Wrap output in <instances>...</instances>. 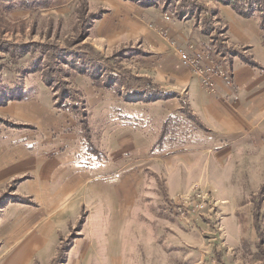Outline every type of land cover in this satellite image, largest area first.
Returning <instances> with one entry per match:
<instances>
[{
	"label": "rangeland",
	"instance_id": "374dc122",
	"mask_svg": "<svg viewBox=\"0 0 264 264\" xmlns=\"http://www.w3.org/2000/svg\"><path fill=\"white\" fill-rule=\"evenodd\" d=\"M183 1L202 9L0 0V264H264V137L221 147L187 91L195 78L210 92L217 78L232 81L234 61L204 30L210 19L264 69L231 34V15L252 21L264 48L262 17ZM107 81H151L168 98ZM69 170L87 178L59 209Z\"/></svg>",
	"mask_w": 264,
	"mask_h": 264
},
{
	"label": "crops",
	"instance_id": "0c3cea01",
	"mask_svg": "<svg viewBox=\"0 0 264 264\" xmlns=\"http://www.w3.org/2000/svg\"><path fill=\"white\" fill-rule=\"evenodd\" d=\"M231 18H233L231 34L234 39L252 44L264 66V48L260 44L262 33L257 24L247 21L243 25L233 15ZM233 65L230 83L217 78L215 90L210 92L201 85L199 79L195 78L187 81V91L192 102L198 105L199 113L212 125L211 133L216 144L221 140V147L225 143L229 146L228 149L238 151L253 148L256 139L264 137V69L253 67L238 58L234 60ZM177 101L171 100V103L176 105ZM29 112L35 113L33 110ZM126 141L127 138L123 139L122 143ZM70 173L73 174L72 171ZM73 175L65 187L67 191L55 198L59 209H62L60 205L69 201L72 195L68 190L78 189L85 179L84 176L87 178L85 173ZM7 223L8 219L5 221V224Z\"/></svg>",
	"mask_w": 264,
	"mask_h": 264
},
{
	"label": "trees",
	"instance_id": "16d2710c",
	"mask_svg": "<svg viewBox=\"0 0 264 264\" xmlns=\"http://www.w3.org/2000/svg\"><path fill=\"white\" fill-rule=\"evenodd\" d=\"M142 1H152L157 2L158 0H142ZM166 3H168L171 6H176V13L179 16L186 17L188 15H192L197 13L199 10L202 8H199V5L194 4L193 2H179L178 5H175L176 0H164ZM222 4L230 5L237 13L245 18H251L253 15L256 13H260L262 20L260 21V26L264 25V0H216ZM213 20L210 19L204 23V30L206 31L207 34L212 35V40H213V45L215 48V51L223 56L229 57L230 59L233 60V58H238L242 60L244 63L249 64L253 67L261 68L260 63H258L251 55H248L244 51H239L235 48H231L227 46L225 41L221 38L220 34H222L223 30H220L219 28L214 30V25L213 27L211 26ZM213 28V29H212ZM214 30V31H213ZM47 46V45H44ZM56 51V50H55ZM58 52V50H57ZM84 55H80V57H84ZM87 56V55H86ZM92 58V57H91ZM91 58H88L87 63L84 65L87 66V64L91 63ZM76 60V59H74ZM72 66H75V69H81V71L84 70L85 66H77L75 63H70ZM92 70H99L93 65L91 66ZM91 70V69H90ZM88 70V74H89ZM52 74H54V68L50 65L49 67V73L47 74L48 78H53ZM91 75V74H89ZM114 78V75H111ZM50 82V81H48ZM53 82V81H52ZM109 83L108 85H111L112 82L118 83V88H125L128 91H134L137 90L140 93H142L144 96L149 97V96H156V99H166L168 98L167 94H161L159 93V89L157 88L156 85L152 84L151 81H146L145 85H134L133 82H139V81H107ZM141 84V81H140ZM68 92H62L61 94V99L63 100L67 96ZM189 117L193 118L196 120L198 123H201L200 120H198V117L196 115L191 114L190 111L187 112Z\"/></svg>",
	"mask_w": 264,
	"mask_h": 264
},
{
	"label": "built area",
	"instance_id": "2783aa9c",
	"mask_svg": "<svg viewBox=\"0 0 264 264\" xmlns=\"http://www.w3.org/2000/svg\"><path fill=\"white\" fill-rule=\"evenodd\" d=\"M184 59H185V61L186 60H188V56L187 55H184ZM203 204H205V203H202V205L200 206V207H203ZM175 208H178L179 210H181L183 213H184V211H186V205L185 204H180V203H177V205L176 206H174V209Z\"/></svg>",
	"mask_w": 264,
	"mask_h": 264
}]
</instances>
